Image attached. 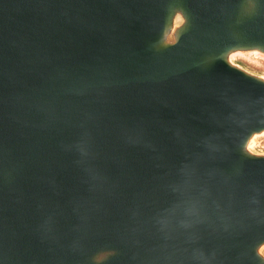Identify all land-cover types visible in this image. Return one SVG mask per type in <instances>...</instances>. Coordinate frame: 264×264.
<instances>
[{"label":"water","instance_id":"water-1","mask_svg":"<svg viewBox=\"0 0 264 264\" xmlns=\"http://www.w3.org/2000/svg\"><path fill=\"white\" fill-rule=\"evenodd\" d=\"M264 0H0V264H264Z\"/></svg>","mask_w":264,"mask_h":264},{"label":"rangeland","instance_id":"rangeland-1","mask_svg":"<svg viewBox=\"0 0 264 264\" xmlns=\"http://www.w3.org/2000/svg\"><path fill=\"white\" fill-rule=\"evenodd\" d=\"M236 61L250 71L264 76V58L260 56L237 55ZM253 149L264 153V135L256 138Z\"/></svg>","mask_w":264,"mask_h":264}]
</instances>
